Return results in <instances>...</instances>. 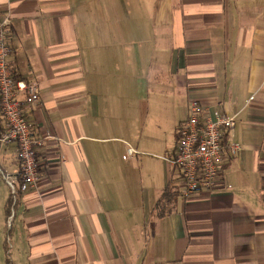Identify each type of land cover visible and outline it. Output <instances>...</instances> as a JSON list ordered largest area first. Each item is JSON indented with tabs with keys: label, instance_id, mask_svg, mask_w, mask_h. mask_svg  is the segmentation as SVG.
<instances>
[{
	"label": "crops",
	"instance_id": "obj_1",
	"mask_svg": "<svg viewBox=\"0 0 264 264\" xmlns=\"http://www.w3.org/2000/svg\"><path fill=\"white\" fill-rule=\"evenodd\" d=\"M5 20L33 134L61 141L8 217L0 183V264L5 243L13 264H264V0H0ZM193 99L234 119L222 184L158 216Z\"/></svg>",
	"mask_w": 264,
	"mask_h": 264
},
{
	"label": "built area",
	"instance_id": "obj_2",
	"mask_svg": "<svg viewBox=\"0 0 264 264\" xmlns=\"http://www.w3.org/2000/svg\"><path fill=\"white\" fill-rule=\"evenodd\" d=\"M9 21L0 23V148L16 146L18 170L15 176L0 169V183L10 195H24L37 188L40 178L37 150L49 141L61 140L49 133L36 137L27 111L39 102L36 82L16 79L10 64ZM234 128V119L218 111H207L198 100H190L187 118L177 128L173 152L165 159L173 169L169 187L180 197L213 193L222 184L225 162L224 137ZM231 153L239 149L232 145ZM124 160L134 157L129 148ZM126 152V153H127Z\"/></svg>",
	"mask_w": 264,
	"mask_h": 264
},
{
	"label": "trees",
	"instance_id": "obj_3",
	"mask_svg": "<svg viewBox=\"0 0 264 264\" xmlns=\"http://www.w3.org/2000/svg\"><path fill=\"white\" fill-rule=\"evenodd\" d=\"M14 76L16 79H18V77L16 76L15 73H14ZM1 123H2V118L0 116V124ZM39 171H41L40 166H39ZM177 196H178V194L175 191H173L170 187H167L163 191V193H162V195H161V197H160V199H159V201L155 207V210L158 213V216H164V215H166L172 211V208L174 206L173 204H174L175 200L177 199ZM12 204H13V206L16 204V195L14 197L10 195V197H9V201L7 202V207H6L7 217L9 216V212H10V208H11ZM7 250H8V247L5 244L6 264H11L10 259L8 257Z\"/></svg>",
	"mask_w": 264,
	"mask_h": 264
},
{
	"label": "rangeland",
	"instance_id": "obj_4",
	"mask_svg": "<svg viewBox=\"0 0 264 264\" xmlns=\"http://www.w3.org/2000/svg\"><path fill=\"white\" fill-rule=\"evenodd\" d=\"M124 156H128V152L127 153H125V155ZM124 160V159H123ZM127 161H129V159L127 160ZM6 244V243H5ZM7 245V244H6ZM5 249V248H4ZM10 263L11 264H13L12 262H11V260H10ZM5 264H6V261H5Z\"/></svg>",
	"mask_w": 264,
	"mask_h": 264
}]
</instances>
